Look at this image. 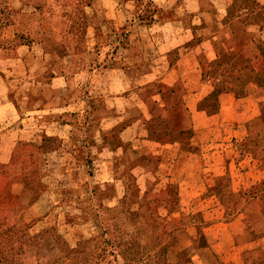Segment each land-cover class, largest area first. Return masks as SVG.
Here are the masks:
<instances>
[{"label":"crops","instance_id":"obj_1","mask_svg":"<svg viewBox=\"0 0 264 264\" xmlns=\"http://www.w3.org/2000/svg\"><path fill=\"white\" fill-rule=\"evenodd\" d=\"M242 1L247 0H149L147 17L134 14L126 0L39 2L28 12L20 7L17 16L32 24L16 28L10 42L0 44V138L9 142L0 146V163L8 162L24 134L36 137L28 143L44 147L45 184L47 156L63 153L75 168L63 175L82 181L45 194H87L100 202L88 203L91 210L131 212L151 190L145 181L135 197L131 182L137 164L158 163L160 157L149 156L146 145H127L130 121L142 120L150 143L147 123L157 118L175 136L190 131L197 116L215 117L218 123L205 130L219 137L205 142V160L187 156L179 161V179L188 177L181 175L185 166L203 160V178L215 177L219 153L228 154V180L251 181L233 193L231 216L225 218L221 193L209 182L201 215L179 212L176 197L185 188H175L172 173L168 190L152 193L170 191L178 214L173 218L182 221L170 228L175 239L171 259L186 250L190 260L202 256L212 264H244L245 252L264 248L262 204L256 197L245 198L264 179V144L256 142L257 160L241 153L243 144L253 145L264 133V0H249L252 8ZM185 84L197 87L189 91ZM214 93L215 112L206 103ZM51 142L53 147H47ZM238 157L252 165L241 167ZM80 203L87 204L84 199ZM194 217L201 218V227L187 235L184 223ZM82 222L100 226L98 220Z\"/></svg>","mask_w":264,"mask_h":264},{"label":"rangeland","instance_id":"obj_2","mask_svg":"<svg viewBox=\"0 0 264 264\" xmlns=\"http://www.w3.org/2000/svg\"><path fill=\"white\" fill-rule=\"evenodd\" d=\"M62 0H0V44H8L12 33L16 28L25 29L32 24V20L26 16H17L18 9H22L26 12L31 11V7L36 3L45 2L46 4H53L54 2H60ZM68 0H66L67 2ZM124 1V0H123ZM129 5H131V11L139 16L147 17L148 12L151 11V5H149V0H129ZM133 6V7H132ZM243 6V5H242ZM25 15V14H24ZM15 39L14 42H17ZM197 86L185 84V90H194ZM186 92L184 91V94ZM189 94V93H188ZM195 99V98H194ZM205 106V105H204ZM211 111L215 112V103L211 101L208 104ZM215 116V115H212ZM218 122L215 117H195L192 119V128L190 131L183 133L174 140H152L150 143L145 137V126L141 119L135 118L130 121L131 131L126 140L128 146H148L150 149V154L153 159L154 156L160 157L158 163L155 160L139 162L133 173L132 185L133 190H144L145 181L151 182L149 187H151L149 193L143 196V211L144 214L138 216L134 220L139 223L142 227L140 234V242L142 245L148 249L153 243L158 241V237L161 235L160 229L155 230L153 227V222L156 216L160 217L161 221L166 225L167 229L174 226L182 225V221H176L173 217H178V214H174L176 209V202L174 196L167 192L170 184L173 180L169 179V175H175L172 178L175 179L173 183L176 182V187L185 188L181 189L176 199L178 198L179 212L186 217L188 214L195 213L201 215L202 205H205V184L209 182L214 190H219L221 193V200L225 207V218H229L234 212L233 205V193L239 191L243 184L250 185L251 181L236 180L231 181L225 176V170L228 168V163L226 158L229 156L226 153H219L220 166L216 169V176L211 178L207 177L206 180L203 178L205 176L204 172V160H205V142L208 140H215L219 137V132L205 130V127L209 125H216ZM158 127V123H155ZM241 138L243 133H239ZM50 136V135H47ZM51 137V136H50ZM36 137H26V134L22 137L20 141H16L14 147L12 148V153L7 163H0V165L9 166L11 162L15 161V165H21V161L27 159V154L30 153V148H25L21 153L16 152L19 143L31 142ZM243 139V138H242ZM5 142V140L0 138V146ZM47 147H53L52 142L47 144ZM168 145V146H166ZM157 146H160L157 148ZM163 146V147H162ZM14 153V154H13ZM241 153L244 155H250L252 158L257 160L260 155L258 148L253 149L251 145L243 144L241 147ZM14 155V157H13ZM16 156V157H15ZM193 156L198 158H204L203 161L198 163L185 166L183 171L184 174L188 175L187 179H179L181 173L180 160H184L185 157ZM81 156H79L80 158ZM68 154H51L47 156L49 159L46 165L47 174V186L45 191H42L39 197L33 201V203L28 207L26 211H7L5 209V197L0 196V264H139L136 260L144 255H112L110 253L115 252V243L113 239L125 243L127 238L126 232L131 229V222L129 217L125 213H116L108 215L107 213L96 212L91 210L88 203L94 205L95 199L88 197L87 194L80 196L67 194L64 196H53L47 195L45 193L50 191H55L59 189H64L68 187H77L82 184V181H72L71 176L65 177L63 173L65 171L74 170L73 165L68 164ZM174 160L175 162L169 165L168 162ZM238 164L241 163V167L251 166L252 163L248 164L247 159H239ZM178 161V162H177ZM222 162V164H221ZM76 165H74L75 167ZM187 167V168H186ZM87 174L89 173L86 169ZM214 173V172H213ZM192 175V176H191ZM210 178V180H209ZM88 179V180H87ZM71 180V181H69ZM84 180L90 182L89 177H85ZM1 182H3L1 180ZM240 185V186H239ZM49 186V187H48ZM167 187V188H166ZM161 194L152 193L153 189L163 190ZM179 188V189H180ZM249 188V187H248ZM38 188H35L37 190ZM79 192V191H75ZM74 192V193H75ZM81 194V193H80ZM249 194H257L262 197L264 202V179L256 181L254 185L250 188ZM84 199L86 205L80 203V200ZM100 204V202H97ZM95 205V207H96ZM105 206V203L102 204ZM8 207V206H6ZM168 210L169 218L172 220L168 221L167 212ZM194 211V212H193ZM150 214V215H149ZM152 216V217H151ZM98 220L100 222V227L90 228L89 225L82 224V221L87 220ZM10 223L16 224H26L32 225L31 229L27 231L29 235V242L26 246L21 245L22 250L19 255H16L17 249L15 251L10 250V248L18 247V243L15 245H5V240L3 232L6 230V226ZM185 230L187 235L193 236L195 234V227L200 225L201 218L194 217L187 220L185 223ZM52 229L54 232L41 233L43 230ZM106 230L107 233L103 237L99 238L101 231ZM155 230V231H154ZM181 230V229H180ZM182 231V230H181ZM181 231L178 233L180 238ZM58 236V237H57ZM86 237L84 241L79 242V237ZM97 241L105 240L110 238V243H100L95 245L94 241H88L93 237H97ZM107 241V240H106ZM68 249L76 250L78 255L75 261H70L67 259L69 251ZM19 251V250H18ZM99 254V255H98ZM67 259V261H65ZM209 260H205L202 256L194 257L191 263L188 264H208ZM251 261V260H250ZM244 264L245 261L243 260ZM140 264H161L160 262L149 261Z\"/></svg>","mask_w":264,"mask_h":264},{"label":"trees","instance_id":"obj_3","mask_svg":"<svg viewBox=\"0 0 264 264\" xmlns=\"http://www.w3.org/2000/svg\"><path fill=\"white\" fill-rule=\"evenodd\" d=\"M243 5L248 8L253 7V3L249 0L242 1ZM211 101L215 103V93L212 94L209 97V100H207V104H209ZM205 105V101L203 103V106ZM217 108V107H216ZM262 120L264 123V115L262 116ZM155 123H158V127L154 125ZM147 127L149 129V138L151 140H174L182 135L181 133L177 135L170 134L167 129L166 122L162 120L161 118H157L153 120L152 122L147 123ZM45 142L50 141L49 138L44 137L43 139ZM177 140V139H176ZM255 143L252 145V148H258V145L256 142L259 143V146L261 144H264V133L260 136L254 139ZM30 148V153L27 154V159L25 161H21V165H15V161L11 162L9 166L7 165H0V196L5 197V209L7 211H19L20 213L22 211H26L28 207L33 203V201L36 199V197H39L40 193L42 191L46 190L47 184H45L44 180V172H43V165L40 159V155H42L41 150L43 147H38L37 145L33 143H19L16 152L19 151L21 153L25 150V148ZM44 150V149H43ZM259 150V148H258ZM260 152V150H259ZM14 154V153H13ZM14 157V155H13ZM16 157V156H15ZM1 180L3 182H1ZM35 188H38L35 190ZM45 188V190H44ZM132 189V186H131ZM135 193V197L137 190H133ZM219 191V190H217ZM43 194V192H42ZM258 198L259 201L262 204L263 207V213H264V202L262 197L258 196L257 194H246L245 198ZM3 201L0 200V202ZM143 197L141 202H139L138 208L134 211H120L118 213H125L132 224L131 229H129L128 232H126L127 240L125 243H121L120 241L113 239V243H115V252H112L110 254L112 255H144L140 258H137V262L140 264V262L145 263L146 261H155L160 262L161 264H188L191 263L190 256L187 255L186 250H179L177 255H172V259L169 257L168 252L174 242L173 238V229H167L166 225L160 220L158 216L155 215V219L152 220L153 227L155 230L160 229L161 235L158 237V241L152 244L150 248H146L145 245H142L140 242V234H141V225L139 223H136L134 220L140 215L144 214L143 211ZM8 206V207H6ZM150 215V214H149ZM152 217V216H151ZM32 225H26V224H16L10 223L6 226V230L3 232V240H5V245H15L14 243H18V247L10 248V250L15 251L17 249L16 255H19L21 253L22 247L21 245L26 246L27 242H29V235L27 233L28 230H30ZM100 226H98L99 228ZM154 230V231H155ZM54 232L53 234H57L52 229H47L41 231V233H49ZM107 233L106 230L101 231V235L99 238L103 237ZM58 237V236H57ZM97 237H93L89 239L88 241H94V244H100V243H110L111 239L106 238L102 241H97ZM107 240V241H106ZM30 247H34L33 244H31ZM19 250V251H18ZM69 253L67 256L68 262L75 261L77 258L75 255H78V252L76 250L68 249ZM23 252L21 253V255ZM99 255V254H98ZM65 259V261H67ZM251 260V261H250ZM244 261L245 264H264V248H257L250 251L245 252L244 255ZM208 264H212L209 262Z\"/></svg>","mask_w":264,"mask_h":264}]
</instances>
